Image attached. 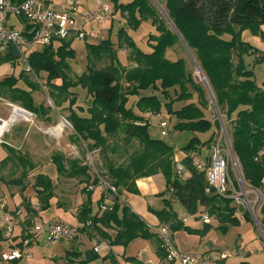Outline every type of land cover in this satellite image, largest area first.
Returning a JSON list of instances; mask_svg holds the SVG:
<instances>
[{"label":"trees","instance_id":"1","mask_svg":"<svg viewBox=\"0 0 264 264\" xmlns=\"http://www.w3.org/2000/svg\"><path fill=\"white\" fill-rule=\"evenodd\" d=\"M113 1L110 14L119 11L128 28L136 29L142 21L154 26L156 32L149 31L147 35L151 50H142L127 27L120 26L115 41L109 33L97 41L85 40L87 68L74 76L69 61L75 55L72 37L56 39L27 55L34 73L39 75L43 71L46 74L48 96L53 98L55 106L68 102L66 118L75 135L85 142L87 150L99 149L104 170L96 171L92 182L97 183L101 176L115 188L112 193L105 186L112 194V202L100 212L93 213L89 200L84 201L76 213L78 220L89 221V225L113 226L115 233L109 237L110 244L124 246L136 237L153 238L156 232L142 217L122 204L120 196L124 190L137 192V178L161 173L165 180L164 193L168 191L174 195L188 212L200 217L204 213L216 217L218 227L223 231L227 224H238L237 205L233 198L218 194L211 187L206 190L205 171L195 165L201 149L209 147L214 133L203 140L197 134L207 132L212 125L219 127L218 120L207 117L204 112L211 94L215 107L226 116L229 153L236 159L243 180L252 187L264 189V79L257 82L253 69L244 59L245 55H254V61H264V49L241 37L242 31L248 29L264 40V0ZM17 20L22 22L24 33L28 35L31 25L26 18L19 15ZM182 41L203 74V85L186 69L182 58L170 59L165 55L167 46L183 44ZM116 43L119 48L129 49L130 65L120 62ZM18 56L14 45H9L0 49V64L14 62ZM101 61L103 65H95ZM15 84L16 79L11 76L0 79V88L4 92L15 100L20 99L28 110L42 115L43 106L35 104L31 94L39 84L27 80L29 90ZM188 85L197 92V100L192 98ZM78 86L86 91V106H78L85 113L72 107L77 99V90L73 88ZM149 90L158 91L168 99H162L157 93H146ZM171 90L176 93L173 99L169 98ZM136 106L137 110L134 109ZM163 107L174 117L173 128L193 132L181 147L185 155L178 161L173 145L150 136L148 132L149 117L144 113L156 114ZM166 118L168 123V115ZM117 130L123 132V144L109 141ZM133 141H137L135 148ZM120 146L122 149L117 152ZM113 154L120 160L117 161ZM16 156L20 162L25 161L22 155ZM53 161L58 172L66 170L62 154L56 153ZM178 162L187 172L186 176L178 171ZM68 167L71 172L76 170L84 173L87 180L90 178L87 164L73 159L68 162ZM24 177L25 173L21 172L19 176L9 178L7 184L24 187ZM32 186L39 198V207L46 208L53 195L52 180L39 172L35 174ZM102 198L103 195L98 200ZM156 214L173 230L184 228L203 234L211 226L208 222H204L201 228L184 225L177 219L169 200L156 210ZM243 214L251 219L247 210ZM260 222L264 224V202L260 207ZM239 264L247 262L240 261Z\"/></svg>","mask_w":264,"mask_h":264},{"label":"rangeland","instance_id":"2","mask_svg":"<svg viewBox=\"0 0 264 264\" xmlns=\"http://www.w3.org/2000/svg\"><path fill=\"white\" fill-rule=\"evenodd\" d=\"M79 5V12L86 11V10H95L96 8V0H76ZM105 3H113V0H101ZM128 0H121V2H127ZM161 11H164L163 7L161 6ZM121 14L119 13V16ZM75 25L78 23H81L80 16L78 14L75 15ZM12 23L16 25V27H19L18 22L15 20V18H12ZM122 25H125V21L121 20ZM85 29L89 27V23L85 24ZM106 28H109V22L105 24ZM120 27L119 24L115 25L114 28L110 30V37L114 41L116 40V32L118 28ZM127 27V26H126ZM127 30L132 35L134 41L136 44L144 51L151 50V47L149 43L147 42V35L149 31L156 32L154 29V26L151 25L148 21H142L140 25L136 29H130L127 27ZM107 30H105L106 32ZM106 35H108V32H106ZM105 36V34H104ZM72 47L75 49V55L73 59L69 60L72 68L71 75L74 76L77 73L82 72L87 68V58H86V50H85V40L80 38H75L71 42ZM117 47V54L120 62L128 66L130 65V61L128 58L129 49L126 47H118L117 43L115 44ZM165 55L170 59H177L182 58L183 63L188 71H190L196 81L202 82L204 79L203 74L201 71L197 68V63L195 62L193 55L187 48L181 43H177L171 46H167L165 49ZM246 64L251 67L254 71V76L257 82H261L262 79H264V61H254V55H245L244 56ZM104 62H96L95 65L100 66L103 65ZM24 64L22 61L16 60L14 62L6 61L0 64V79L5 76H11L16 79V84L19 87L30 89L29 85H27V80H31L33 82H36L39 84L36 88H34L31 91L33 101L35 104H41L43 106V112L42 115L39 113L35 115L34 113H30L28 108L24 107L23 102L20 99H13L11 98L7 92H4L0 88V116L4 117L5 119L9 118L10 115L13 113V106L17 105L23 109H25L27 112L20 111V115L16 114L15 119L8 123L6 130L4 131L6 133V136L2 135L0 136V139L6 140L7 142H11L15 145L16 151H12L9 153L11 155V158H8V160L4 166L0 167V178L2 182H5L2 185V188L5 191V196L7 201L9 202V208L13 209L15 204L17 206H20L21 201L20 200V193L16 186L7 184V179L11 177L19 176L21 172L25 173L24 182L27 185H30V183L33 182L35 174L38 172V170L50 177H55L57 174V167L56 163L53 161H50V156L52 153L56 151L62 152L68 159L74 154L75 156L79 157V160L81 162L85 161L86 164L89 167V170L94 174L95 169L98 172H102L104 170V164H103V158L99 154V149H93L91 151L86 149L85 142H82L81 140H73L69 139L71 135H66L68 132H71V126L69 123L66 124V131L63 133V135L58 138H55L52 134L54 132L53 126L51 124H54L55 121L59 119H64L62 115L66 116L68 114V109L66 108L68 102H64L61 105L55 106L53 98L48 96V86L45 84V73L43 71H40L39 75H36L34 71H28L24 69ZM205 81V80H204ZM203 85V82L201 83ZM189 89L192 91V98L194 100H197V92L191 88L190 85H188ZM73 90H77L76 95L77 99L76 102L72 105L73 109H75L77 112L85 113L86 111H81L78 107L79 105H82L83 107L86 106V91L82 86H78L76 88H73ZM146 93H157L159 97L162 99H168L165 98L161 93L158 91L149 90ZM170 99L176 97V93L172 90L170 91ZM209 96V95H208ZM9 102H12V104H9ZM137 110V106L134 108ZM166 109L163 107L161 109V113H164L165 116L168 115V129L169 131L166 134L162 133L161 127L157 124V117L156 114L151 112L149 116V126H148V132L150 136L155 138H161L164 141H166L168 144H171L174 146L175 153L177 155L182 154L181 147L185 145L189 138L193 135V132L190 130H187L185 128H173V122L174 117L173 115H170L168 112L166 113ZM205 115L211 119H217L218 123L219 121L222 123V126L224 128V131L227 134L226 127L228 128V123L226 122V116L219 112L218 109L212 104L211 100L209 101V105L204 108ZM62 114V115H61ZM156 118H155V117ZM219 128V127H217ZM48 130H52L48 131ZM39 131V132H38ZM40 132H43L42 136L37 138L40 134ZM35 133L38 134L35 135ZM210 134V130L207 132H200L197 134V136L200 138V140H203L208 137ZM227 136V135H226ZM123 137V132L120 130H117L115 133L111 135L110 142L118 144H123V141L121 138ZM0 141V144H3V142ZM70 142H74L76 144L75 148L71 147ZM222 152L224 155L228 157L229 161V167H228V173L230 178L233 181H236V169L239 168L238 163L236 159L231 158L229 155L227 142L222 139ZM134 148L137 146V141H133ZM131 147V146H130ZM121 146L117 150V152L121 151ZM132 149V148H131ZM129 149V150H131ZM6 149L1 147L0 145V156L5 155ZM21 154L23 157H25V161L20 162L16 155ZM204 154V151H203ZM109 156H111L109 154ZM113 156H115L113 154ZM72 158V157H71ZM115 158V157H114ZM117 161L120 160L115 158ZM29 160L33 161L36 166L35 168L31 166V163ZM15 162V163H14ZM89 181V180H88ZM29 183V184H28ZM26 195H32L34 196V193L32 191V186L24 187ZM262 192H264V189H262ZM15 204H14V202ZM174 205L173 207L177 211V213L180 215H183L186 217V220L184 223H187L191 226H196L201 228L204 224V220L202 217H199L197 213H190L187 211V209L184 208V206L178 201H173ZM21 216L24 215L27 211L26 204L21 206ZM13 214L19 215L18 210L12 211ZM3 213H6L7 216H10V211L4 210L3 206L0 205V218L3 215ZM237 216L239 218L238 224H227L226 230H221L218 225L219 221L214 216H209V220L211 221V226L206 230V237L207 239H211L212 243L215 245V247H218V249H223L225 251H230L235 248H240V253L238 255H231L227 257L225 260L228 264H238L240 258L244 259V255L242 251H249V256H252L251 260L253 261V264H264V224L260 222V213L258 214V220L260 222V226H258L253 218H246L242 213L238 212ZM29 225H33V227L36 224H40L42 226V229L39 231V237L40 240L38 242L33 241V244L29 247V249L33 253V257L30 259H22L20 261V264H44L45 256H49L52 254V260L53 264H58V261H61L60 258V249H53V243L50 242L47 239L46 231L42 223H38L37 221L33 220L32 218H29L28 220ZM0 227L2 225L0 224ZM18 229V228H17ZM17 233L19 230H16ZM20 233V232H19ZM205 235V234H204ZM195 241V240H194ZM61 246H65L67 248H70L69 246V240L67 238H62L59 240ZM73 243V242H71ZM189 243V242H188ZM74 244V243H73ZM119 245L123 247L121 244H114ZM193 245L195 246V249L198 248L196 241L193 242ZM121 247V248H122ZM50 248L51 251L50 252ZM200 249V248H198ZM200 251V250H198ZM63 252H65L63 250ZM36 259H41L40 262L34 261ZM70 264H85L79 263V262H70ZM91 264H102L101 258L95 259L91 262Z\"/></svg>","mask_w":264,"mask_h":264},{"label":"crops","instance_id":"3","mask_svg":"<svg viewBox=\"0 0 264 264\" xmlns=\"http://www.w3.org/2000/svg\"><path fill=\"white\" fill-rule=\"evenodd\" d=\"M42 1L46 5H49L53 8L62 9L66 6L67 0H42ZM118 2H121V0H118ZM108 4L111 7H113V3H108ZM97 8L98 6L96 3L95 9ZM121 20L125 21L124 17H122L121 15L119 16V11H113L112 14H106L104 21L99 22L97 24L90 23L87 29H85L86 28L85 24L82 23H78L77 25H75V28L76 29L83 28L85 30H89L91 26H93L95 29L100 30V32L103 34V37H106L107 36L106 32L109 33L110 30L115 27V25L119 24L120 26L125 27V25H122ZM107 22H109V28L105 27V24H107ZM262 29H264V26H262ZM105 30L107 31L105 32ZM69 37L75 39L73 34H71ZM241 37L243 40H246L251 44H253V46L259 49H264V40H262L258 35L251 34L248 29L242 31ZM8 103L12 104V102L9 101ZM29 112L31 113L32 111L29 110ZM29 112L27 111V113ZM32 113L37 115V113L35 112ZM149 114H150L149 112L144 113V115L147 116ZM62 117L64 119L58 118L54 124H51L54 129L52 135L58 140V138H60L63 135V133L66 131L65 129L68 126V125L66 126V124L69 123V125L71 126V130H70L71 132H68L66 134L68 136L71 135L69 139L81 140L82 142H84L82 139H79L75 135L72 125L68 121L66 116L62 115ZM0 118L3 119L4 117L0 116ZM5 130L6 128L3 129L0 136L2 135L6 136V133L4 132ZM209 130L210 133L211 132L214 133L215 136L218 128L217 126L212 125ZM48 131L52 132V130H48ZM42 134L44 133L40 132L38 136V134L35 133V135H37L38 136L37 138L39 139L42 136ZM0 141L2 140L0 139ZM2 142L3 144L0 145L1 147L3 146V148L6 149L7 153H5V155L3 156H0V167L4 166L8 160L10 159L12 160L11 155L9 153H11L12 151H16L15 145L13 143L7 142L6 140H3ZM68 144H70L71 147H74V149L76 150L75 148L76 144L74 142L73 143L70 142ZM56 153L62 154L63 157L65 158L66 170L63 173L57 171L55 177L49 176L53 184V188H52L53 195L49 198V205L46 208L41 209L39 207L40 205L39 198L35 193V189L32 186V183H30V185L32 186V191L34 193V196L24 194L25 192V190H23L24 187H29L30 185L26 186L25 184V186L22 187L20 185L11 184L17 187L21 197L20 200L22 201L20 203L21 204L20 206H17L13 201L15 206L13 209H10L8 207L9 202L6 199L5 191L2 188V185L5 182H2L0 178V205L3 206L4 210L6 209L7 211H10L9 214L11 217L9 220H3L4 216H6V213H3V215L0 218V224L2 225V227H0V253L1 251L9 247H20L23 248L24 250L27 249L30 250L29 247L33 244V241L38 242L40 240L39 237L40 230L35 231L33 225L28 224L29 218H32L38 223H42V225H46L48 222L54 220H64L67 221L74 228V234L72 236L64 237L69 240V246L71 247L70 248H67L65 246L62 247L61 246L62 243L59 242V240H61L62 238L56 241H50L47 238L50 242L53 243V249L61 250L60 251L61 261H58V264H70V262H79V263L84 262L85 264H91L93 260L99 258H101L102 264H161L165 252L164 249L161 247V243H160L161 241L156 231H155L156 236H154L153 238L136 237L132 239L130 242H128L126 245H124L123 247L122 246L119 247V245H114L109 243V237H113L115 233V229L113 226H104L101 223H97L96 225H89L88 224L89 221L83 223L82 221L78 220L76 213L79 210L80 205L84 201H86L87 199L89 200L91 204V210L93 213L100 212V210L104 209L105 206L111 204L112 194L111 193L109 194V192H107L105 189V185L102 184L101 179L103 177L99 176V181L97 183L92 182L94 175L89 169L87 171L90 174V178L88 179L89 181L86 179V175L84 173L76 170H73L71 172V168L68 167V162L70 160L76 159L80 162V164L87 163L85 161L81 162L79 160V157L75 156L76 154H74V152H72L73 153V155L71 156L72 158L70 157V159H68L62 152L58 150L51 154L50 161H53V156ZM18 155L20 156L21 154L18 153ZM174 155L177 160H180L185 155V152L182 150V154L177 155L174 149ZM208 156H209V147L204 146L201 149L199 157L206 160ZM114 157L116 158V156ZM29 162L35 168L36 164L31 160H29ZM93 168L92 170L94 171L95 174L96 170ZM39 172L40 171L38 170L37 173ZM183 174L184 176H186L187 172H184ZM135 184H136L137 192L124 190L121 193L120 200L122 204L128 206L132 211H134L140 217H142L152 231H154L156 228H159L162 225L167 226L169 228L172 241L174 242L176 247L182 252H189L192 250H200V251L223 250V249H218V247H215L211 239H207L205 233L206 231L203 234H198L194 232H189L184 228H177L173 230L170 228L167 222H164V220L162 221L158 217V215L156 214V210L161 209L165 205L166 200H169L170 207L173 209V211H175L177 215V219H179V221H181L184 225H187L191 228H199L184 223L186 217L181 214L179 215L177 213V211L173 207L174 205L173 201L178 202V200L170 192L167 191L164 193L165 180L161 173H155L152 175L139 177L135 180ZM87 190L89 192L88 196H87ZM101 195H103V198L101 200H98ZM262 202H264V200H262ZM25 204L27 207V211L24 215L21 216L20 208L22 205ZM261 204L258 208V214L260 213ZM15 210L19 211L18 212L19 215L13 214L12 211ZM244 211L245 209L243 211H239L237 206L236 214L238 212L243 214ZM208 223H211V221L209 220ZM84 224L85 226H83ZM16 230H19L20 233L19 232L17 233ZM194 240L196 241V244L197 246H199L198 248L200 249L198 248L195 249V246L193 245V242H195ZM71 242H73L74 244ZM95 245L97 246V249L94 248ZM63 250L65 252H63ZM50 252H52L51 248H50ZM242 252L244 255L243 257L244 259H241L242 258L241 257L239 263L240 261H246L247 264H253V261L251 260L252 256L248 255L250 252L249 251H242ZM32 257H33V253L32 256L29 258L21 257L19 259H14L11 260L9 264H20V261L22 259H30ZM47 259H50L49 264H53L52 254L50 255V257L45 256L44 264H48ZM40 260L41 259H36L34 261L40 262ZM0 264H6V263H4L0 258ZM222 264H228V263L226 260H224Z\"/></svg>","mask_w":264,"mask_h":264},{"label":"built area","instance_id":"4","mask_svg":"<svg viewBox=\"0 0 264 264\" xmlns=\"http://www.w3.org/2000/svg\"><path fill=\"white\" fill-rule=\"evenodd\" d=\"M98 8L95 10H86L79 12V5L76 0H67L66 6L62 9L53 8L46 5L42 0H0V49H6L9 45H14L18 50L19 61L24 64V69L32 71V68L27 62V55L43 45L49 44L56 39L68 38L71 34L75 38L88 39L97 41L103 38L100 30L93 26L89 30L83 28H75V15L78 14L82 24L99 23L104 21L106 14L112 12V8L108 3L96 0ZM22 15L26 18L29 25L28 35L24 33L22 22L17 18ZM12 18L19 22V27L12 23ZM157 124L162 129V133L168 132V123L165 114L158 112L156 114ZM227 142V136L219 122V128L209 145L208 158H197L195 165L199 169H204L205 177L208 182L206 190L209 187L215 192L223 196L233 198L235 204H241L247 210L255 223L260 226L258 220V208L264 200V192L260 188L252 187L245 183L238 169H236V183L230 178L228 173L229 161L228 157L223 154L222 143L223 139ZM228 146V144H227ZM229 151V146L228 150ZM229 153V152H228ZM232 160L233 157L229 153ZM178 161V160H177ZM178 171L184 172V168L178 162ZM102 184L108 187L112 193L115 188L110 186L104 178L101 179ZM10 216H4L3 220H9ZM204 222L209 221V216L202 214ZM47 238L50 241H56L64 237H70L74 234V228L64 220H54L48 222L45 226ZM42 229L40 224L34 226L35 231ZM161 246L164 249L165 255L161 264H222V262L231 255H238L240 248H235L230 251L223 250H208L198 251L192 250L189 252L180 251L172 241L169 228L165 225L156 228ZM97 249V246H94ZM32 256L30 250H24L20 247H10L1 251V260L9 264L11 260L21 257L29 258ZM50 263V259H47Z\"/></svg>","mask_w":264,"mask_h":264},{"label":"bare ground","instance_id":"5","mask_svg":"<svg viewBox=\"0 0 264 264\" xmlns=\"http://www.w3.org/2000/svg\"><path fill=\"white\" fill-rule=\"evenodd\" d=\"M12 106H13V113L10 115V117L8 119L0 118V134L2 133L3 129L7 127L8 123L15 119L16 114L20 115V111L27 112L25 109L17 105H12Z\"/></svg>","mask_w":264,"mask_h":264},{"label":"water","instance_id":"6","mask_svg":"<svg viewBox=\"0 0 264 264\" xmlns=\"http://www.w3.org/2000/svg\"><path fill=\"white\" fill-rule=\"evenodd\" d=\"M164 14H165V12L164 11H162ZM183 42V41H182ZM183 44H184V42H183ZM184 46L186 47V45L184 44ZM187 48V47H186ZM188 50V49H187ZM210 100H211V102H212V104L215 106V104H214V99H213V97H212V95L210 94ZM227 144H228V146H229V142H228V140H227ZM238 210L239 211H243L244 210V207L241 205V204H239L238 205Z\"/></svg>","mask_w":264,"mask_h":264}]
</instances>
